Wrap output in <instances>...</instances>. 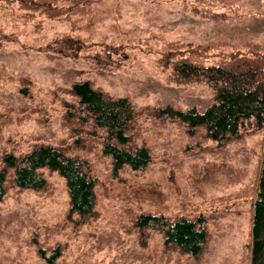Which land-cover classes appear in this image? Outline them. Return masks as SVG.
Segmentation results:
<instances>
[{"label":"rangeland","instance_id":"1","mask_svg":"<svg viewBox=\"0 0 264 264\" xmlns=\"http://www.w3.org/2000/svg\"><path fill=\"white\" fill-rule=\"evenodd\" d=\"M213 11L225 17H212ZM0 30V171L4 153L21 155L49 142L88 162L96 191L95 213L81 220L69 215L66 180L56 169H38L46 178L42 188H22L7 168L0 264H49L53 252L51 264H251V207L264 129L251 127L218 143L203 126L189 134L180 120L161 114L167 104L203 109L214 93L205 81L179 79L162 55L173 41L264 46V0H99L74 23L28 17L16 2L0 0ZM63 32L122 43L127 58L102 47L98 61L42 48ZM80 77L133 102L136 118L126 145L148 146L147 165L113 171L112 156L103 150L106 127L85 114L71 88ZM147 212L204 214L202 252L166 245L162 231L139 227L137 216Z\"/></svg>","mask_w":264,"mask_h":264},{"label":"trees","instance_id":"2","mask_svg":"<svg viewBox=\"0 0 264 264\" xmlns=\"http://www.w3.org/2000/svg\"><path fill=\"white\" fill-rule=\"evenodd\" d=\"M10 1V0H8ZM17 3L28 17L43 14L49 18L76 22V17H86L94 11L99 0H11ZM225 17L213 11L212 17ZM1 31V30H0ZM99 47L98 51L91 50ZM100 47L109 53L127 58L123 44L90 40L86 36L63 32L42 48L65 57H83L98 61ZM122 48V49H121ZM99 55V56H98ZM163 63L184 81H205L214 93L203 109L190 106L186 109L167 104L160 113L180 120L189 134L203 126L208 137L223 143L240 136L251 127L264 129V46L258 42H245L223 49L215 41L192 43L170 42L163 51ZM98 59V60H97ZM71 88L78 96L79 107L93 119L97 126L107 129L103 150L111 154L115 173L128 164L140 169L151 161L145 144L126 145L130 140L127 129L136 118V109L127 96L111 97L95 89L87 77L74 79ZM6 166L0 171V193L6 179L7 168H13V180L22 188H42L46 178L38 170L43 166L56 169L66 180L69 195V215L77 213L85 220L95 213V179L90 174L88 162L67 155L53 143L41 142L21 155L9 151L3 154ZM136 223L141 228L153 227L163 233L166 245H175L184 252L199 255L208 238L204 214L140 213ZM43 253V250H41ZM53 252L47 257L51 264L57 257ZM251 264H264V139L255 194L251 207Z\"/></svg>","mask_w":264,"mask_h":264}]
</instances>
